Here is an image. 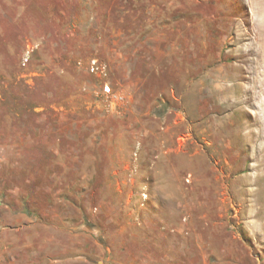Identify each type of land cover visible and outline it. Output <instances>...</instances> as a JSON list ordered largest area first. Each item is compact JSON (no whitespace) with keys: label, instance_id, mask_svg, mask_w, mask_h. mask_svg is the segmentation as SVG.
<instances>
[{"label":"rangeland","instance_id":"1","mask_svg":"<svg viewBox=\"0 0 264 264\" xmlns=\"http://www.w3.org/2000/svg\"><path fill=\"white\" fill-rule=\"evenodd\" d=\"M54 1L0 0V264H264V0H61L49 35Z\"/></svg>","mask_w":264,"mask_h":264},{"label":"trees","instance_id":"2","mask_svg":"<svg viewBox=\"0 0 264 264\" xmlns=\"http://www.w3.org/2000/svg\"><path fill=\"white\" fill-rule=\"evenodd\" d=\"M127 1V0H126ZM136 1H140V0H136ZM182 1V0H181ZM110 2V3H109ZM54 6L47 12L46 14V19L48 18L51 22H52V27L51 30L47 31L46 33H48L49 35L51 34L53 29L59 30V28L63 25H65L67 22L65 20V18L63 17L64 15V8H63V4L61 2V0H56V2L54 1ZM103 4H105V7H110L113 5V0H103ZM110 5V6H109ZM129 11L126 10L127 15L126 17L131 13V8H128ZM103 17H105V14H103ZM125 17V18H126ZM56 18V20H55ZM155 22L161 27L163 28L165 31L171 32L173 31L174 27L169 29V26L167 24H170L168 22L169 19H163V18H157L155 20ZM114 26H118V27H123L124 23L119 20L117 17L115 19H113ZM125 30L124 31H128V26H124ZM130 31V30H129ZM70 33H73L74 35H77V31H72ZM48 34H46L47 36H49ZM179 47L183 46V42H179L178 44ZM34 51L31 52V55H33ZM176 56L174 53L172 54V57ZM79 58V57H77ZM147 64V62H146ZM161 65L156 66L157 68H155L154 65H152L150 68H148L147 72L143 75V79H147L148 77H152L153 75L157 74L155 71L156 69H167L168 66L164 63L161 62ZM160 98L162 100H164V102L166 103V105H170L169 104V98L167 96H165L163 93H160ZM51 168H49V172Z\"/></svg>","mask_w":264,"mask_h":264},{"label":"bare ground","instance_id":"3","mask_svg":"<svg viewBox=\"0 0 264 264\" xmlns=\"http://www.w3.org/2000/svg\"><path fill=\"white\" fill-rule=\"evenodd\" d=\"M260 7H261V6H260ZM218 10H219V9H218ZM263 10H264V9H263ZM230 15H231V14H230ZM263 21H264V20H263ZM263 25H264V23H263ZM262 30H263V29H262ZM262 35H263V34H262ZM263 39H264V38H263ZM259 46H261V44H260ZM258 51H259V49H258ZM260 51H261V50H260ZM260 51H259V52H260ZM261 52H262V51H261ZM263 54H264V53H263ZM263 54H262V55H263ZM259 55H260V54H259ZM256 57H257V56H256ZM263 57H264V55H263ZM263 57H261V58H263ZM259 58H260V57H259ZM259 58H258V59H259ZM253 60H254V59H253ZM263 60H264V59H263ZM260 61H261V59H260ZM256 62H257V60H256ZM253 63H254V62H253ZM253 63H251V64H253ZM249 64H250V63H249ZM261 64H262V63H261ZM253 66H254V64H253ZM253 73H254V72H253ZM261 74H262V73H261ZM255 82H256V81H255ZM254 84H256V83H254ZM257 85H258V84H257ZM255 87H256V86H255ZM248 90H249V89H248Z\"/></svg>","mask_w":264,"mask_h":264}]
</instances>
